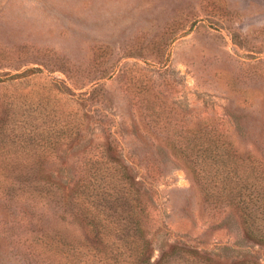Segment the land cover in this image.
I'll return each mask as SVG.
<instances>
[{"label": "rangeland", "instance_id": "obj_1", "mask_svg": "<svg viewBox=\"0 0 264 264\" xmlns=\"http://www.w3.org/2000/svg\"><path fill=\"white\" fill-rule=\"evenodd\" d=\"M94 81L124 158L142 171L152 151L164 173L156 181L154 255L168 230L222 254L246 250L264 264V245L243 237L236 211H207L186 161L165 141L145 138L136 105L149 97L182 122L217 120L240 147L263 146L264 0H0V123L8 125L0 162L12 159L4 149L16 147L24 115L36 123L78 120L80 133L99 137L96 113L82 99ZM85 111L92 114L86 129ZM81 148L61 142L47 153L40 146L30 159L69 179ZM0 264L55 263L26 258L0 236Z\"/></svg>", "mask_w": 264, "mask_h": 264}, {"label": "trees", "instance_id": "obj_2", "mask_svg": "<svg viewBox=\"0 0 264 264\" xmlns=\"http://www.w3.org/2000/svg\"><path fill=\"white\" fill-rule=\"evenodd\" d=\"M137 92L150 91L139 86ZM83 93L84 105L96 113H82L83 127L92 117L99 137L80 133L81 123L66 117L47 123L32 122L27 115L18 118L17 145L4 149L12 159L0 162V236L10 247L26 258L55 264H224L222 259H228L226 264H260L246 250L222 254L168 230L154 255L157 231L151 229L160 218L156 181L164 175L161 165L151 151L143 170L134 169L113 135V117L100 84L91 82ZM148 98L136 103L145 138L165 141L186 161L207 211L234 209L243 237L264 245V144L254 150L240 147L217 120L202 116L183 123ZM5 120L1 137L7 134ZM42 131L45 137H38ZM61 142L82 143L69 179L30 159L40 146L48 153Z\"/></svg>", "mask_w": 264, "mask_h": 264}]
</instances>
